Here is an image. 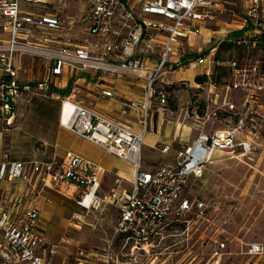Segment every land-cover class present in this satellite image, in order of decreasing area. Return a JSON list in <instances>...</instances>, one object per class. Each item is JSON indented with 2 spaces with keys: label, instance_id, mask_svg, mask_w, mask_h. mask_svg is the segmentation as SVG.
<instances>
[{
  "label": "built area",
  "instance_id": "2783aa9c",
  "mask_svg": "<svg viewBox=\"0 0 264 264\" xmlns=\"http://www.w3.org/2000/svg\"><path fill=\"white\" fill-rule=\"evenodd\" d=\"M230 1L245 3L244 24L250 27L235 42L246 43L245 36L264 33V0H0V131L12 129L22 98H60V125L124 160L133 172L128 191H114L106 198L100 195L98 168L84 157L67 151L50 161L23 162L10 159L6 147L0 161V264H55L70 243L65 234L58 243H49L43 233L39 199L45 188L73 198L81 208L70 217V227L76 230L90 213L111 205L118 211L113 239L122 238L123 246L131 243L135 251L153 246L170 233L171 226L185 223L193 209L201 210L203 201L183 194L187 183L203 177L216 160L245 162L260 157L264 152L262 46L256 57L228 62L230 80L224 97L219 98L212 84V97L204 102L184 99V119L197 131L195 139L183 143L171 164L153 171L143 168L151 100L164 107L171 95L175 99L189 87L186 80L174 78L186 66L181 57L193 46L192 37L225 15ZM83 2L85 7L78 8ZM257 44L254 41V47ZM211 55L192 58L187 68L202 67L199 75L210 80L215 63L209 60ZM25 58L44 63L41 81H19ZM66 68L98 78L140 79L146 100L131 102L128 108H142L141 129L56 95L53 79ZM202 86L199 82L197 88H190L197 91ZM101 93L115 96L109 86ZM19 179L27 191L6 201L1 183ZM247 246L244 253L264 264V242ZM110 259L105 262L116 264Z\"/></svg>",
  "mask_w": 264,
  "mask_h": 264
},
{
  "label": "rangeland",
  "instance_id": "374dc122",
  "mask_svg": "<svg viewBox=\"0 0 264 264\" xmlns=\"http://www.w3.org/2000/svg\"><path fill=\"white\" fill-rule=\"evenodd\" d=\"M86 3L78 5V8L85 7ZM244 7L243 2L230 1L225 15L210 23L206 29L203 28L201 35L191 38L193 46H189L181 57L186 66L177 73L176 78L186 76L193 80V76L197 77L203 68L186 70L188 63L198 55H211V50L216 48L209 59L215 62L212 64V77L210 80L204 79L202 88L197 91L185 87L184 96L176 99L177 102L171 96L166 108L155 111L153 121L157 125V119L161 117L160 131L163 135L169 134L167 139L171 140L172 147L168 154H162L160 152L162 146L158 144L154 153H146V162L149 166L156 167L173 161L180 149V139L191 141L197 135L196 130L193 129L189 134L186 129L192 123L184 119V99L189 96L193 101L198 99L204 102L212 97L210 90H215L212 84L216 86L219 98L224 97L230 80L228 62L233 59L241 60L247 55L256 57L260 53L257 51L259 46L264 48V40L262 43L257 41L258 44L254 47V38L249 36L244 37L246 43L242 45L226 42L232 38L242 37L245 32L250 31V27L244 24ZM197 93L198 95L194 96ZM79 97L88 102L84 92H81ZM40 99V102L34 101L31 104L30 111H33L36 105V114L39 113L42 119L45 118V132L41 139H29L30 142L26 145L21 144V148L17 149L20 154L22 152L28 156L38 152L44 145L42 138L50 139L49 122L53 118L55 106L53 101L43 96ZM34 125L26 127L27 135L34 136L38 133L41 123L34 121ZM179 127L181 129L175 138ZM208 127L213 126L210 124ZM7 136L6 140L11 138ZM208 168L203 177L191 179L187 183L183 194L191 200L203 201L204 206L201 210L193 209V212L186 216L185 223L171 226L170 233H166L164 239L156 240L153 246L133 251L131 243L123 246L122 238L100 237L98 232L101 225L102 229H109L112 232L117 212L109 210L99 218L102 214L99 210L85 218L86 223L82 229L71 230L66 227L63 234L69 236L70 243L66 250L62 249L64 254L61 260L65 257L64 264H79V259L82 264H108L105 261L110 256V261L116 264H211L214 261H220L219 264H253V260L244 252L249 242H264V152L253 161L246 159L245 162H241L237 159L224 158L215 161ZM66 203V211L75 210L74 203ZM70 215L71 213L67 214V217ZM221 243L225 246L223 247Z\"/></svg>",
  "mask_w": 264,
  "mask_h": 264
},
{
  "label": "crops",
  "instance_id": "0c3cea01",
  "mask_svg": "<svg viewBox=\"0 0 264 264\" xmlns=\"http://www.w3.org/2000/svg\"><path fill=\"white\" fill-rule=\"evenodd\" d=\"M83 36L85 37L86 34H84ZM186 49H188V47ZM22 65V70L18 73V79L21 82L41 81L46 74V67L42 61L25 58ZM188 69L194 68H187L186 70ZM200 73H198L197 76ZM174 78L178 81L186 80L189 87L197 88V86L199 85V82L195 81V79L197 78L196 76H193V80L187 78L186 76H180L176 78L175 75ZM107 86H109L115 94L114 97H107L101 93L102 90H104V88H106ZM53 88L56 92V95H59L62 98L70 97L71 99H75L86 107H90L91 109L96 110L97 112L119 124H127L134 130H140L142 127L140 124V120L143 117L142 108H128V105L131 102L142 104L146 100V93H144L143 90V82L137 77L98 78L82 71L71 72L66 68L61 75L53 79ZM81 92H84L86 94V99H88V102L79 97V94ZM184 93L185 91H183L179 96H176L175 101L177 102L178 98L184 96ZM171 96L174 99V95ZM40 98H42V96H32L26 99L22 98L19 101V104L17 106L18 113L12 129L8 133L0 131V161L2 153L6 147H8L10 150V159L23 162L50 161L52 159L62 157L67 151H71L72 153H76L77 155L84 157L88 161L92 162L93 165L98 168L101 183L100 195L102 197L107 198L114 191H128V183L132 179L133 175V172L131 171L128 163L108 153L107 151L105 152L101 147L94 144L93 142H89L73 133L69 129L61 126L59 111L61 103L60 98L51 99L43 96V98H47L53 101V105L55 106L52 115L53 118L49 122V126L51 127L49 129L51 133L50 139L43 137V147L39 149L38 152L32 153L28 156L23 155L22 152L20 154L17 151V149L21 148V144L26 145L28 142H30L29 139L39 140L41 139L42 134L45 132L44 128L46 126V121L44 117L42 119L39 113L36 114V105H34L33 111H30L31 104H33L34 101L36 103L37 101L40 102ZM187 98H189V96H187ZM182 102L183 99L181 100V103ZM178 103L180 104V101ZM168 104L166 106H168ZM166 106H161L156 99L151 100L148 120L149 129L146 134V142L142 150V154L144 155V170L153 171V169L155 168L165 166L173 162L171 161L156 167H151L147 164L145 155L146 153L148 154V152L154 153V149L158 144H161L162 146L160 150L162 154H168V151L172 147V142H170L171 140L167 139L169 134L165 133L163 135L160 131V126L162 124L161 117L157 119V125L153 121L155 111L160 110L161 108H166ZM34 121H38V124L41 123V125H39V131L34 136H30L29 134L27 135V133H25V129L26 127H29V125L35 126ZM186 126L187 125H185L184 127ZM180 129V127L177 129L174 136L175 138L178 136ZM186 129L188 130L189 134L190 132H192L191 126ZM6 136H11V138H8L6 140ZM193 140L184 141L180 139V148L183 143H191ZM168 146L170 147L168 151L166 153H163L162 149ZM1 187L5 191L4 194L6 196V201L9 199L13 201L17 193H23L27 191L26 183L20 179L15 180L14 182L4 181L1 183ZM58 195L59 194H57L52 189L45 188V191L42 193L39 199L41 218L43 220L41 228L44 235H46L48 242L53 244H56L60 241L63 233L66 231V227L71 230H76L70 227V217L81 210V208L77 203H75V200L73 198L65 197L63 195L62 197L61 195ZM64 197L67 200H65ZM66 202H68L69 204H71L70 202L74 203L75 210H73L72 212L66 211ZM10 209H12V207ZM109 210L117 212L118 215V211L111 205L107 204L101 209L102 214L99 215V218H102V216L105 215L104 213L108 212ZM69 213H71V215L68 218L67 214ZM105 219L106 218H103V220ZM82 227L83 226H81V228L79 229H82ZM105 230L106 229L104 228L102 229L101 225L98 232L100 234V237L112 236L113 233L110 232L109 229L106 230L107 232L109 231V233H107ZM64 250H66V248H64ZM63 254L64 251H62L61 254L55 258V264L65 263V257L63 260H61ZM59 260L61 261V263H59ZM251 260H253V264H256V262L258 261L256 258H251Z\"/></svg>",
  "mask_w": 264,
  "mask_h": 264
},
{
  "label": "trees",
  "instance_id": "16d2710c",
  "mask_svg": "<svg viewBox=\"0 0 264 264\" xmlns=\"http://www.w3.org/2000/svg\"><path fill=\"white\" fill-rule=\"evenodd\" d=\"M240 33L241 32H239V35H240ZM238 34V33H237ZM240 37V36H239ZM239 37H237V38H239ZM234 38H232V39H230V40H226V42H228V43H230V44H234V45H242V44H239V43H237V42H235L234 40H233ZM254 41H259V43H262L263 41L262 40H264V33H260V34H257V36L256 37H254V39H253ZM214 59H215V57H214ZM204 77L203 76H197V78H196V82H200V83H202L203 81H204Z\"/></svg>",
  "mask_w": 264,
  "mask_h": 264
},
{
  "label": "flooded vegetation",
  "instance_id": "af4514ba",
  "mask_svg": "<svg viewBox=\"0 0 264 264\" xmlns=\"http://www.w3.org/2000/svg\"><path fill=\"white\" fill-rule=\"evenodd\" d=\"M160 254H162V253H160Z\"/></svg>",
  "mask_w": 264,
  "mask_h": 264
}]
</instances>
